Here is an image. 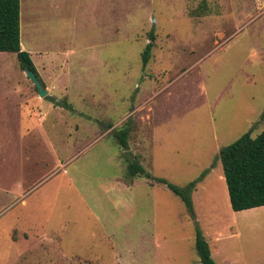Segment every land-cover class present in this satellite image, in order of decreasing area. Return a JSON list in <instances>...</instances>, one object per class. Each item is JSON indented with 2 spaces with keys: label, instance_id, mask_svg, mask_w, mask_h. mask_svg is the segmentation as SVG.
Segmentation results:
<instances>
[{
  "label": "rangeland",
  "instance_id": "obj_1",
  "mask_svg": "<svg viewBox=\"0 0 264 264\" xmlns=\"http://www.w3.org/2000/svg\"><path fill=\"white\" fill-rule=\"evenodd\" d=\"M20 44L48 94L0 52V264H202L197 231L264 264L219 158L264 129V0H20ZM152 177L196 181L191 208Z\"/></svg>",
  "mask_w": 264,
  "mask_h": 264
},
{
  "label": "trees",
  "instance_id": "obj_2",
  "mask_svg": "<svg viewBox=\"0 0 264 264\" xmlns=\"http://www.w3.org/2000/svg\"><path fill=\"white\" fill-rule=\"evenodd\" d=\"M155 36L149 32V41L142 53L143 65L149 59ZM0 52L15 53L21 68H28L38 78L33 61L20 44V0H0ZM130 119L120 129L113 131L122 148H128ZM219 158L223 168L230 206L235 211L264 206V129L256 136L251 131L242 134L238 139L221 149ZM128 174L131 177L150 173L138 161H130ZM163 183L174 194L191 208V191L196 181H191L184 188L168 183L162 178H153ZM195 247L202 264H216L205 237L196 232Z\"/></svg>",
  "mask_w": 264,
  "mask_h": 264
},
{
  "label": "water",
  "instance_id": "obj_3",
  "mask_svg": "<svg viewBox=\"0 0 264 264\" xmlns=\"http://www.w3.org/2000/svg\"><path fill=\"white\" fill-rule=\"evenodd\" d=\"M25 74L26 76L33 82V84L35 85L37 92L39 94L40 97H44L45 95L48 94V91L41 85V83L39 82V80L37 79L35 73H33L31 70H29L28 68H24Z\"/></svg>",
  "mask_w": 264,
  "mask_h": 264
}]
</instances>
